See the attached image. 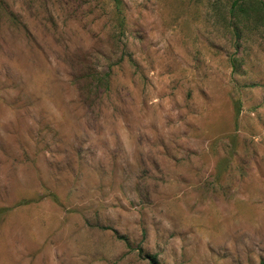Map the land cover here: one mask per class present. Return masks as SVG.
<instances>
[{"label": "rangeland", "instance_id": "rangeland-1", "mask_svg": "<svg viewBox=\"0 0 264 264\" xmlns=\"http://www.w3.org/2000/svg\"><path fill=\"white\" fill-rule=\"evenodd\" d=\"M120 1L0 0V264H261L264 0Z\"/></svg>", "mask_w": 264, "mask_h": 264}, {"label": "trees", "instance_id": "trees-1", "mask_svg": "<svg viewBox=\"0 0 264 264\" xmlns=\"http://www.w3.org/2000/svg\"><path fill=\"white\" fill-rule=\"evenodd\" d=\"M117 12H120V0H112ZM231 14L238 18L239 16L243 18V20H248V0H234L232 2ZM125 239V238H124ZM142 253V252H141ZM146 260H148L149 264H159L157 260V256L155 255H146L144 257ZM261 264H264V262H261Z\"/></svg>", "mask_w": 264, "mask_h": 264}]
</instances>
